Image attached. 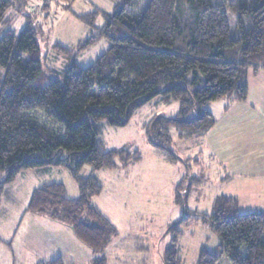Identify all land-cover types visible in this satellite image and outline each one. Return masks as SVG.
<instances>
[{
	"label": "trees",
	"instance_id": "trees-1",
	"mask_svg": "<svg viewBox=\"0 0 264 264\" xmlns=\"http://www.w3.org/2000/svg\"><path fill=\"white\" fill-rule=\"evenodd\" d=\"M230 1L120 0L105 14L97 35L108 39L107 52L88 66L74 60L48 76L38 38L42 25L27 12L29 0H0V25L12 10L25 21L20 31L7 29L0 37V175H6L0 183L26 169L69 167L81 195L69 198L63 183L44 184L33 190L27 209L70 225L81 242L101 253L92 264H107L105 250L119 229L93 202L103 190L100 179L81 171L86 165L92 171L116 168L118 158L127 165L140 157L126 148L107 150L96 123L125 126L159 96L179 101L177 116L157 115L146 124L151 141L175 162L172 129L179 136H203L217 124L203 106L223 97L246 101L251 73L264 70V0ZM229 4L240 10L237 36L226 12ZM42 8H50L49 0ZM79 17L89 21L90 16ZM57 47L73 56V49ZM38 112L47 125L32 116ZM176 202L185 204L179 189ZM185 211L169 227L173 235L163 264H184L179 240L182 228L191 225ZM201 219L220 241L201 247L197 264H264V210L241 212L236 196L222 194ZM45 264L65 263L59 256Z\"/></svg>",
	"mask_w": 264,
	"mask_h": 264
},
{
	"label": "rangeland",
	"instance_id": "rangeland-1",
	"mask_svg": "<svg viewBox=\"0 0 264 264\" xmlns=\"http://www.w3.org/2000/svg\"><path fill=\"white\" fill-rule=\"evenodd\" d=\"M43 1L29 0L26 10L42 25L38 38L44 74L64 70L74 60L88 66L107 52L108 39L97 35L105 24V14L113 12L120 0H49L48 10L42 8ZM225 8L237 36L240 10L230 4ZM9 13L10 19L0 25V37L7 29L20 31L25 26L22 14L14 10ZM81 15H89V21ZM88 39L91 43L79 50ZM57 44L73 49V56L60 51ZM250 80V97L256 101L264 96V72ZM231 100L223 97L203 106L216 116L217 124L201 137L179 136L172 129L171 147L178 154L175 162L151 141L146 124L157 115L177 116L179 101L167 102L159 96L139 109L125 126L96 123L107 150L126 148L140 153L127 165L118 158L116 168L92 171L86 165L81 171L85 175L93 172L100 179L103 190L93 202L119 229V236L105 250L107 264H163L173 235L169 227L182 218L185 207L191 225L182 228L179 247L184 264H197L201 247L212 248L220 241L201 219L202 214L214 211L218 196L238 195L241 212L264 204V124H251V116L245 111L263 115L264 102ZM32 116L48 124L43 114ZM5 176L2 172L0 182ZM53 182L63 183L69 198L81 195L73 171L66 166L22 170L13 181L0 183V264H45L59 256L65 264H92L101 254L81 242L70 225L27 209L33 190ZM178 189L185 204L176 202Z\"/></svg>",
	"mask_w": 264,
	"mask_h": 264
},
{
	"label": "crops",
	"instance_id": "crops-1",
	"mask_svg": "<svg viewBox=\"0 0 264 264\" xmlns=\"http://www.w3.org/2000/svg\"><path fill=\"white\" fill-rule=\"evenodd\" d=\"M264 72V70H260L259 72H257V73H251V75H250V77H252L253 76V78L254 79H256L257 78V75L258 74H262ZM251 81V80H250ZM232 102H234L233 100H231ZM244 102H248L249 104H253V103H256V102H264V96L263 97H261L260 99H257L256 101H254V100H252L251 99V97H250V93H249V97H248V99L246 100V101H244ZM245 111H248V115H250L251 117H249V121H250V123L251 124H253V125H255V124H260V125H263L264 124V122L262 121V118L261 117H263L264 118V112H262V114L263 115H260V114H255L254 112H251V111H249V110H245ZM257 116V117H256ZM256 117V118H255ZM254 118V119H253ZM246 135H248V134H246ZM254 135V137H255V133H254V130H253V134H252V136ZM258 136L256 135V138H257ZM228 195H234V196H236L238 199H239V202H240V205H241V198L238 196V195H236V194H228ZM254 211H262V210H264V204L261 202L260 204H258V205H255L254 206ZM250 212V211H249ZM48 222H50V221H48Z\"/></svg>",
	"mask_w": 264,
	"mask_h": 264
}]
</instances>
